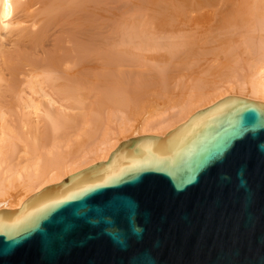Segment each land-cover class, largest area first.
Here are the masks:
<instances>
[{"label": "water", "instance_id": "water-1", "mask_svg": "<svg viewBox=\"0 0 264 264\" xmlns=\"http://www.w3.org/2000/svg\"><path fill=\"white\" fill-rule=\"evenodd\" d=\"M0 264H264V103L224 97L1 209Z\"/></svg>", "mask_w": 264, "mask_h": 264}, {"label": "bare ground", "instance_id": "bare-ground-1", "mask_svg": "<svg viewBox=\"0 0 264 264\" xmlns=\"http://www.w3.org/2000/svg\"><path fill=\"white\" fill-rule=\"evenodd\" d=\"M94 1L0 0V210L19 209L28 197L44 187L60 183L67 176L95 163L106 162L109 154L122 141L144 135L163 137L197 111L224 97L239 96L264 103V0H177L182 3L181 10L185 8L187 11L189 8L188 11L193 13L201 9L200 16L207 14L206 17L203 16L206 22L199 20L200 16L197 19V13V21L194 19L197 25L203 22L207 28L212 26V31L215 30L212 34L208 32L210 38L207 33V39L203 36V46H206L207 41V44L213 42L206 47L209 49H204L207 54L210 50L208 55L204 54L210 55L208 66L206 69L201 66V74L198 70V76L188 79L196 72L197 69H194L190 76L185 77L188 81L184 78L183 82V79L178 78L173 85H168L166 80L167 84L164 82L161 85L163 88L158 95L164 106L156 109L154 103L158 97L153 101L152 95V98H144L140 107L137 106L139 108L135 107L138 110H135L136 113L134 108L122 106L119 101L118 104L101 105L94 102L95 97L92 99L95 73L92 74L94 66L89 58L93 59V54L92 48L87 49L85 45L87 46V41L90 44L91 40L96 39L93 36L96 30ZM203 9H206L205 12ZM72 25L76 27V38L80 42V45L74 42L75 49L78 50L79 47L84 53V47L87 53L83 56L80 55V50H75L71 55L70 66L75 67L78 60V69L81 65L79 58L85 57L82 59L85 67H81V71L74 67L72 70L68 65L71 61L68 62V58H65L63 68L65 62H68L69 67L66 65L65 69L68 68L69 74L64 69L61 71L62 61L61 65L54 64L53 70L54 62L48 58L53 50L45 47L44 42L53 36L54 31H64L66 28H73ZM188 33L186 32L187 35ZM146 34L139 35V44H130L129 38H135L134 36H130L127 42L121 41L119 46L123 48L120 51L119 47L118 51L115 49L116 53L138 58L141 55L145 61L141 60L148 61L147 64L150 62L163 76V71L173 63L168 60L169 63L163 64L164 58L161 61L155 60L153 55L165 53L169 59L173 58L171 54L177 48L174 42L177 37L171 36V33L168 36L163 33L157 37ZM184 34L182 41L184 39L185 44L187 39L188 42L195 40L193 33L192 38L191 33L189 35L190 40ZM37 36L42 38L40 42H37L38 39L34 40ZM178 37L180 43L181 37ZM83 38H87L86 42ZM57 42L60 44V36ZM55 43H51L54 44L52 49L56 48ZM191 44L193 46L192 41ZM194 46L197 45L194 43ZM204 50H199L198 56ZM195 51L197 53L198 49ZM53 53L57 54L56 49ZM73 54L77 57H73ZM60 56L63 59L64 56ZM68 56L67 54L66 57ZM196 60L192 62L195 63ZM45 65L51 67L53 72ZM161 79L164 80L165 77Z\"/></svg>", "mask_w": 264, "mask_h": 264}, {"label": "rangeland", "instance_id": "rangeland-1", "mask_svg": "<svg viewBox=\"0 0 264 264\" xmlns=\"http://www.w3.org/2000/svg\"><path fill=\"white\" fill-rule=\"evenodd\" d=\"M174 1L175 0H95L94 1L95 2L94 4L96 5L95 6V8H96L95 9L96 30H94L93 36L96 39L94 41L91 40V42L89 41L90 44H88V41L86 42V40H85L88 37L83 38V40H85V42L87 43V46L85 45V47L87 49L92 48L91 51L93 54L92 55L93 59L91 56H90L91 58H89V59L92 60L91 64H92V66H94L93 67L94 71H92L93 72L92 74L94 75V73H95V75L93 77L95 82L93 80V92H92V94L94 93L92 99L95 97L93 99L94 102H96L98 104L102 103L103 105L104 104L107 105V104H111V103L112 104L113 103L118 104V101H119L120 104L122 103L121 104L122 106L124 105L126 107L134 108L133 110L135 111L136 110L135 107L139 108L140 105L142 104V102H144V101H142L144 98L145 99L152 98V95H153V99H152L153 101L156 100V97H158V99H159V100L157 99L156 103H154V104H156V105H154V107H156V109L157 108L159 109L160 106L161 105L164 106V104L161 102L162 99H160V97L158 95H160L162 88H163V86H161V85H164L166 83V80H167L168 85H173L175 79L177 80L178 78H180L181 80L183 79L182 81L184 82L187 79L185 77L190 76V74L195 71L194 69H197L196 72L193 74V76L191 75L188 79H190L191 77H194V76H198L199 73L197 71L199 70V68L201 66L202 67L205 66L204 67L205 69L207 68L208 62L210 60V55L205 56L207 53L204 49H206V50L209 49L206 47H209V44L212 41H210L211 39H208L210 41V43L207 44L208 43V41H207L205 43L206 46L205 45L203 46L202 45L203 39H204L203 36H205V38L207 39V36H206V33H207V35L209 36L208 38H210L211 36L208 34V32H210V34H212L215 30L212 31L213 30L212 26H210V27L208 26V28H209L208 29L207 25H205L203 23V22H206L205 19L203 18V16L206 17L207 14L205 15L203 13V16H200L201 14H199V13H200L201 9L197 10L199 12H193V13L191 11H188L189 8L187 11L184 8V10H185L184 11L183 9L181 10V7H180L182 3L177 2V0H176L175 5H174ZM182 7H183V5H182ZM184 7H186V6H184ZM203 10L205 12L206 9H203ZM197 13L199 14L198 16H197ZM188 15H189V17H188ZM184 16L186 19L184 18ZM196 16H197V19L200 16L199 20L203 19L204 21L199 22V24L197 25V22H196L197 20L195 19ZM193 22H195L196 24L194 23V25H193ZM75 28L73 26V28H66V29H64V31L62 29H58V30H61V32H59L58 30H56L57 32L54 31L55 35L53 34V36H51L52 39L50 37V39L48 41L44 42V45H46L45 47H47L53 51H55V49H56V53H57L56 55L52 51L51 55L52 54L53 55L48 56V58L50 57L51 62L52 63L54 62L53 66L56 63L57 64L60 63V65H61L60 61H62V67H60L61 71H62V69H64V70H66L65 73L67 72L69 74H70V71L68 72L67 71L68 68L65 69V67H67L68 65L70 66V64H72V61H71L72 56L71 55H72V53H75V50H76L74 42L76 44L78 43L80 45L78 37L76 38V36L78 34L76 35L77 32H75V31H77V30H75ZM159 30H160V32H159ZM71 31L73 32V34L75 33L74 34L75 36H73V34H71ZM188 31H189V33H188ZM50 32H53V31L51 30ZM67 32H68V34H66ZM186 32L188 33V35L186 34ZM64 33L66 36L64 35ZM143 33H147V34L154 36V37H157L159 35L161 36V35H163V33H164V35L168 36V34L170 35V33H171L172 34L171 36L174 35L177 37L174 39V40H176L174 42L176 43L175 45L177 46V48H176L177 51L175 49L176 55H175V51H174V54L173 53L171 54V57H173V58L169 59L170 57L166 56L165 53H162V55H164V57H162L161 54L153 55L155 60L161 61L164 58L163 64L164 63L166 64V62H168V60L170 63H173L171 66L169 64L167 67L168 69L166 68L163 71V73H162L163 76L160 75L161 72H159V70L158 71L155 70L154 65H151L150 62H149V64H147L148 61L144 62L145 58L141 55H140V58H138V56L135 57L133 55L128 56L126 54L119 53V52L116 53L115 49H117V51H118V49L120 48L119 49V51H120L121 48H123V47L119 46L121 41L126 40V42H127L128 38L130 36H134L135 38H129L131 40L130 44H133L134 42L135 43L137 42L136 44H139V42L141 41V38L139 37V35L143 34ZM183 33H185L184 36H186L187 38L189 37L190 33H191L190 36L192 38V33H193V37H194L193 39H195L196 41H198L199 38L200 39L197 43L195 40H190V37H189L190 41L188 42V39H187V42L185 44V40L183 39L184 42L182 41ZM176 34L181 37L180 43H179V37ZM41 35L42 34H40V36ZM63 35H64V37H63ZM95 35H96V37H95ZM200 35H201V37H200ZM59 36H60V44H59V42H57L59 40ZM124 36L127 39H124L125 38ZM184 36H183V38H186ZM37 37L34 40L38 39L39 41L37 40V42H40L43 38V35H42V38L39 36H37ZM74 38H76V40ZM201 38H202V40H201ZM34 40L32 39V41H34ZM52 41L54 43L56 42L55 46H54V48L56 47L55 49H52V47L54 45V44L53 45L51 44V43H53ZM67 41H69V43L71 41V43H73V45L71 43L69 44ZM191 41L193 43V46L191 44ZM34 43H35V41H34ZM188 43L191 45H188ZM194 43L197 46H194ZM114 44H115V47H114ZM178 44L179 45L181 44L180 46H182V47L180 48V46ZM199 44H200V46H199ZM69 45H71L72 47H70ZM92 45H93V47H92ZM213 45L214 44H212L211 47H213ZM50 46H51V48H50ZM68 46L70 47V49L72 48V50H70ZM82 46H83V43H82L81 47ZM66 47H68L67 51H66ZM201 47H203V48H201ZM211 47H210V49H211ZM86 48L84 49V47H83V50H85L84 51L85 56L87 53ZM192 49H193V51H192ZM197 49H198V51L199 50L201 51V49L204 50V53H201L200 54L201 56H198L200 51L199 52L197 51V53H196L195 50H197ZM79 50H80L79 53H81L80 55L83 54V56H84V53L81 51L82 49L78 47V50H76V51H79ZM61 51H62V53H61ZM63 51H64V53H63ZM70 51H71V53H70ZM209 51H207L208 54H209ZM66 52L69 55L68 57H66L67 56ZM89 53H91V52H89ZM94 53H95V56H94ZM59 54L64 56L63 59L60 58L61 56ZM202 54H203L204 58H202ZM87 56H89V55L87 54ZM174 56H175V60H174ZM73 57H77V56L74 55ZM166 57H167V61H165ZM205 57H207L208 59L206 60ZM65 58L66 59L68 58L67 61L69 60L68 62H70V61L71 62L69 64H68V62H65L66 65L67 64L68 65L67 66L64 65V68H63V62H64ZM84 58H81V59L79 58V63L81 62V65L79 66L80 68L85 67V63L82 65V59L84 60ZM195 58L198 60V62ZM201 58L204 62L203 61L201 62ZM73 59H75V58H73ZM141 59H144V61ZM48 60L49 59H47L46 61H48ZM56 60L59 62H57ZM193 60L194 61L196 60L195 63H197V64L192 62ZM85 61L87 64L88 63L87 57H86ZM189 61L192 63H190ZM199 61H200V64H199ZM205 62L207 63V65H205ZM77 63H78V60H77ZM77 63L75 62L76 66H77ZM192 64H195L197 68L195 67V65H194L195 68L192 67ZM50 66H51V64H50ZM76 66L75 67L73 66V67L77 71H79L80 68L78 69V67H76ZM148 66H149V68H148ZM45 67L48 68L47 65H45ZM73 67H71L72 70H73ZM164 67H165V65H164ZM54 68H55V66L53 67V70H54ZM56 68H57V66H56ZM48 69L52 70L51 67ZM75 69H74V71H75ZM152 69L154 70V72ZM187 69H190V71ZM53 70L51 72H53ZM58 70H59V68H58ZM58 70L55 69V71H58ZM64 70H63V72H64ZM69 70H70V68H69ZM186 70L188 73L186 72ZM48 71H46V72H48ZM61 71L59 70V72H61ZM201 71L202 70H199L200 74H201ZM203 71H204V69H203ZM41 73L43 75V72H41ZM49 74H52V73H49ZM52 76H53V74H52ZM81 76H82V74H81ZM84 77H85V75H84ZM164 77H165V79H164L165 81L163 79H161ZM184 78H185V80H184ZM186 81H188V80H186ZM95 93H96V95H95ZM120 99L122 102L120 101ZM157 104H159V105H157ZM138 105H139V107H137ZM136 111H138V110H136ZM136 111H135V113H136Z\"/></svg>", "mask_w": 264, "mask_h": 264}, {"label": "snow or ice", "instance_id": "snow-or-ice-1", "mask_svg": "<svg viewBox=\"0 0 264 264\" xmlns=\"http://www.w3.org/2000/svg\"><path fill=\"white\" fill-rule=\"evenodd\" d=\"M110 235L112 236L114 241H116L117 243H119L121 245L124 244V240H123V238L119 232H112V233H110Z\"/></svg>", "mask_w": 264, "mask_h": 264}]
</instances>
